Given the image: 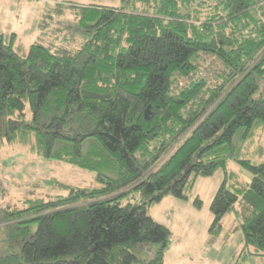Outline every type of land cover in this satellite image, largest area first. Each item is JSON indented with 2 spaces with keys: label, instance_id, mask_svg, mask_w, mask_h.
I'll return each instance as SVG.
<instances>
[{
  "label": "trees",
  "instance_id": "16d2710c",
  "mask_svg": "<svg viewBox=\"0 0 264 264\" xmlns=\"http://www.w3.org/2000/svg\"><path fill=\"white\" fill-rule=\"evenodd\" d=\"M121 1L72 4L63 38L27 55L17 33L0 32V149L91 170L100 184L52 181L68 194L6 203L0 182V264H164L172 231L149 208L190 200L219 168L210 237L234 213L223 242L240 230L242 259L264 258V161L238 157L264 131V0ZM231 160L249 182L226 170Z\"/></svg>",
  "mask_w": 264,
  "mask_h": 264
},
{
  "label": "rangeland",
  "instance_id": "374dc122",
  "mask_svg": "<svg viewBox=\"0 0 264 264\" xmlns=\"http://www.w3.org/2000/svg\"><path fill=\"white\" fill-rule=\"evenodd\" d=\"M121 3V0H0V32L17 33L14 47L21 55H27L34 43L47 45L52 39L63 38L66 28L74 21L71 20L72 4L119 7ZM44 17L47 25L42 30L40 24ZM238 157L255 164L262 163L264 131L251 144L241 143ZM226 170L248 182L252 178L250 172L234 160L228 162ZM224 179L225 170L219 168L212 176L197 178L190 200L168 196L149 208V214L172 231L164 264L248 263L247 259H242V231L235 230L230 240L223 242L228 231L239 225L234 213L225 216V231L217 240L214 241L209 234L213 221L210 206ZM52 181L75 187H100L96 173L91 170L46 159L19 146L6 145L0 149V182L9 192L6 203L15 202L26 195L68 194L63 187L50 185ZM35 183H39V187H33ZM197 196L203 201L201 209L193 205V199Z\"/></svg>",
  "mask_w": 264,
  "mask_h": 264
},
{
  "label": "crops",
  "instance_id": "0c3cea01",
  "mask_svg": "<svg viewBox=\"0 0 264 264\" xmlns=\"http://www.w3.org/2000/svg\"><path fill=\"white\" fill-rule=\"evenodd\" d=\"M246 262H248L247 264H264V258L251 257L247 259Z\"/></svg>",
  "mask_w": 264,
  "mask_h": 264
}]
</instances>
